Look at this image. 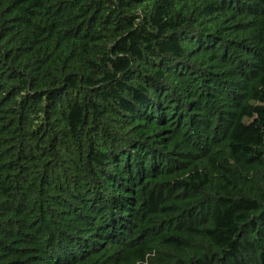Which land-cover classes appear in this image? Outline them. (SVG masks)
I'll return each instance as SVG.
<instances>
[{
	"label": "trees",
	"instance_id": "1",
	"mask_svg": "<svg viewBox=\"0 0 264 264\" xmlns=\"http://www.w3.org/2000/svg\"><path fill=\"white\" fill-rule=\"evenodd\" d=\"M0 264H264V0H0Z\"/></svg>",
	"mask_w": 264,
	"mask_h": 264
}]
</instances>
